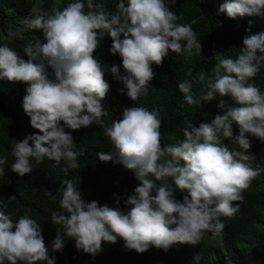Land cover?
Wrapping results in <instances>:
<instances>
[{"label": "clouds", "instance_id": "1", "mask_svg": "<svg viewBox=\"0 0 264 264\" xmlns=\"http://www.w3.org/2000/svg\"><path fill=\"white\" fill-rule=\"evenodd\" d=\"M175 2L118 0L116 11L110 12L93 0H86V5L85 0H75L51 13L36 9L38 14L22 23L28 30H40L43 40L25 45L27 61L7 44L0 46V80L27 85L22 109L29 117L25 135L11 148L15 162L6 166L0 158V177L7 174L11 179L7 193L17 192L19 197L29 193L40 175L31 173L33 166L45 159L56 164L67 161L65 175L79 167L78 157L85 153L73 151L74 133L93 124L104 129L115 149L97 153L98 159L122 163L140 182L127 197L125 204L131 207L124 212L83 200L76 183L64 180L58 190L63 211L51 214V222L62 225V234L57 232L52 241L53 251L63 249L65 236L74 240L78 251L93 256L102 250V242L116 243L118 237L125 249L138 253L149 246L167 251L176 243L200 244L207 233L219 242L228 229L235 231V240L217 252L230 254L239 264H246L253 252L264 255L263 221L251 215L254 206L264 220V198L256 202L254 197L256 188H264V92L249 82L264 65V33L245 35L237 57L220 60L216 71L222 67L225 74L217 75L199 99H194L192 86L204 80V73L178 83L189 105L201 106L217 95L230 96L237 105L220 99L217 108L226 109L224 114L198 127L190 122L178 144L162 146L159 107L124 108L122 118L107 126L102 119L109 115L102 102L110 84L93 53L105 34L112 40L110 53L122 58L125 74L117 65L108 70L133 101L148 94L155 75L152 65L160 66L170 51L201 53L191 24L175 23L178 17L167 6ZM219 11L231 19L264 16V0H226ZM15 35L10 31L6 39ZM46 65L53 69L54 79L48 78ZM233 122L239 127L236 136ZM173 185L187 193L182 200L174 198ZM246 199L252 207L243 211ZM54 260L37 220L25 214L14 222L0 210V264H54Z\"/></svg>", "mask_w": 264, "mask_h": 264}, {"label": "trees", "instance_id": "2", "mask_svg": "<svg viewBox=\"0 0 264 264\" xmlns=\"http://www.w3.org/2000/svg\"><path fill=\"white\" fill-rule=\"evenodd\" d=\"M70 2L75 0H0V46L7 44L27 61L25 45L34 43L37 39L43 40V36L40 30L26 29L22 21L38 14L36 9L51 13L54 7L62 10ZM93 2L101 3L108 11L114 12L118 0H93ZM225 2L226 0H176L175 4L167 5L178 17L175 23L191 24L201 44V53L196 52L195 49L191 53L180 55L170 51L169 56L163 59L160 66L152 65L155 75L149 82L148 94L142 95L137 101L131 100L126 95L127 89L123 83L114 79L113 74L108 70L112 65H117L119 73L125 74L122 58L119 54L110 53L112 40L107 34L104 35L93 56L100 60L101 66L105 69L104 78L110 84L107 97L102 102L109 113L102 117L106 126L111 125L113 120L121 119L124 108L143 106L151 111L154 107H159L162 120L160 129L162 146L178 144L184 139L183 130L190 122L198 127L201 123H210L215 115L224 114L226 109L217 108L220 99L225 100L229 106H237L230 96L218 95L211 101H202L201 106L189 105L177 87L183 80L204 73V80L194 82L192 86L194 99H199L217 75L225 74L222 67L219 73L216 71L220 60L235 59L245 35L264 33V16L228 18L225 13L219 11L220 5ZM87 11L85 6V13ZM249 22H251L250 26ZM246 28H249L248 32L245 31ZM10 31L16 35L9 40L6 37ZM182 44H186V41H182ZM46 72L49 79H54L53 69L50 66L46 65ZM189 72L191 75H188ZM249 82L264 92V65ZM26 87L24 83L0 80V158L6 160V166H11V163L15 162L11 154L12 145L15 140H21L27 130L26 119L29 117L22 109V98L26 94ZM122 88L124 92L120 91ZM67 130L68 128L65 127V131ZM103 132L104 129L96 124L81 126L75 131L73 139L75 144L73 151L85 153L78 157L79 167L69 169L68 174L65 175L63 168L67 161L61 160L56 164L55 161L45 159L42 164H35L31 173L40 175L33 188L23 197L16 195L17 192L7 193L11 184L10 176L4 174L0 177V210L10 214L14 222L25 214L37 220L42 229L49 258H55L54 264H239V261L230 254L217 252L221 245H227L235 240V231L228 229L223 232L222 240L219 242L211 240L207 233L200 244L176 243L167 251L149 246L148 250L138 253L135 250L125 249L124 241L118 237L116 243L102 242V250L93 256L84 253L83 250L78 251L74 240L67 236L64 237L63 249L53 251L52 241L57 232L62 234V225L52 223L51 214L53 211H63L59 208L58 190L64 186V180H73L81 198L87 202L94 200L98 202V206L106 204L110 208L124 212L131 207L126 205L125 201L128 196L134 194V189L140 182L122 163L114 160L103 162L98 159L99 152L115 151L114 145L108 141ZM232 133L233 136L239 134V127L235 122L232 123ZM169 182L171 183V180ZM173 187L176 200H182L187 195L186 192L176 189L174 185ZM53 196L56 199H53ZM262 196L264 198V188H256L255 201L257 202ZM10 197L15 199H9ZM248 201L245 200L241 210L247 211L252 207L247 204ZM251 215L255 221H263L264 227V220L254 206ZM197 256L200 257L199 260L195 259ZM227 260L230 262L227 263ZM263 262L264 255H257L255 252L245 259L246 264ZM38 264H46V262H38Z\"/></svg>", "mask_w": 264, "mask_h": 264}]
</instances>
